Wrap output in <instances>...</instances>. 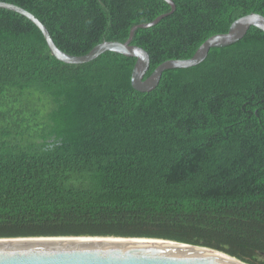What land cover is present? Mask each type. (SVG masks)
<instances>
[{
    "label": "trees",
    "instance_id": "obj_1",
    "mask_svg": "<svg viewBox=\"0 0 264 264\" xmlns=\"http://www.w3.org/2000/svg\"><path fill=\"white\" fill-rule=\"evenodd\" d=\"M83 55L169 12L165 0H0ZM138 28L145 77L194 55L264 0H173ZM136 58L66 63L25 15L0 7V238L156 237L264 264V31L166 69L151 91Z\"/></svg>",
    "mask_w": 264,
    "mask_h": 264
},
{
    "label": "water",
    "instance_id": "obj_2",
    "mask_svg": "<svg viewBox=\"0 0 264 264\" xmlns=\"http://www.w3.org/2000/svg\"><path fill=\"white\" fill-rule=\"evenodd\" d=\"M171 10L150 22L132 26L126 41L105 40L88 53L73 55L60 49L46 25L29 10L5 1L0 7L17 11L32 20L42 31L51 53L66 63H84L106 51L118 52L136 58L132 70L133 87L141 92L153 90L163 72L170 68H186L199 64L212 47L230 45L241 39L251 26L264 31V15L251 12L236 19L229 30L207 38L190 58L168 59L145 77L150 67V54L132 43L138 28L158 23L176 9L173 0H165ZM0 264H250L236 256L208 246L156 237L123 236H35L1 237Z\"/></svg>",
    "mask_w": 264,
    "mask_h": 264
}]
</instances>
